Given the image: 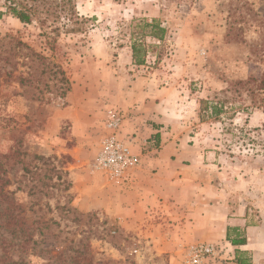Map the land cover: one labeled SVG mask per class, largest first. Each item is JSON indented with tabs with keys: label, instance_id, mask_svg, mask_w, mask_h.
Wrapping results in <instances>:
<instances>
[{
	"label": "rangeland",
	"instance_id": "rangeland-1",
	"mask_svg": "<svg viewBox=\"0 0 264 264\" xmlns=\"http://www.w3.org/2000/svg\"><path fill=\"white\" fill-rule=\"evenodd\" d=\"M6 1L0 0V12H5ZM64 2L68 8H75L80 18V23L69 30L79 31L65 33L61 24L57 27L59 32L47 28L51 38L56 39L50 46L40 36L41 29L36 23L24 25L8 15L0 18V38L21 37L47 56L43 62L32 60L22 64L16 58L5 64L2 57L8 55L10 48H0V68L11 70L16 66L15 77L32 68L35 79L40 80L34 87L21 88L1 72L0 153L9 151L14 144L11 131L18 130L25 141L24 150L32 156L46 159L67 156L61 152L66 147L57 140L73 139V124L65 116L74 106L83 111V90L95 95L100 86L97 94L105 106H110L112 96H116L114 78L126 80L127 84L138 79L149 81L166 94L163 100L168 132L184 137L187 146L200 153L197 157L200 168L207 170L204 179L210 180L214 187L211 197L215 198L209 199L210 203L230 201L233 218L245 217L247 227L254 228L249 236L251 246L244 252L243 260L248 264H264V91L257 99L248 91L257 86L254 81L258 84L264 79V0ZM133 18H158L169 27L160 62L155 63L152 57L147 66L133 65L125 37ZM57 69L65 72L67 82L63 76L54 74ZM99 75L104 80L95 84ZM248 81L253 82L240 84ZM104 93L106 97H102ZM233 98L238 106L244 104L249 110H233L223 120H201V100L233 102ZM100 100L95 104H101ZM73 144L69 141L68 145ZM193 160V165L187 162L198 169L196 158ZM25 162L33 174H25L22 166H18L10 173L13 185L9 190L15 192L29 225H33V242L22 249L19 247L22 239L12 240L11 235L1 231L0 255L7 257L8 262L185 264V249L203 243L219 248L215 260L221 257L224 259L221 264L234 261L224 238L180 246L179 261L171 260L170 254L152 250V238L148 236L158 226L173 229L177 225L166 214H156L140 227L110 221L100 210H83V180L75 184L76 173L70 164L63 168L56 161L32 157ZM53 165L62 173V179L57 178ZM75 170L83 173V162ZM225 212L217 209L219 218ZM245 235V231L233 232L231 237Z\"/></svg>",
	"mask_w": 264,
	"mask_h": 264
},
{
	"label": "crops",
	"instance_id": "crops-1",
	"mask_svg": "<svg viewBox=\"0 0 264 264\" xmlns=\"http://www.w3.org/2000/svg\"><path fill=\"white\" fill-rule=\"evenodd\" d=\"M103 80L99 75L94 83L100 84ZM148 82L138 79L127 84L126 80L114 78L112 85L116 96L111 95L113 100L110 101L113 109L100 100L99 85L97 95L83 90V111L74 106L66 114L73 124V139L57 140V143L66 147L61 152L72 158L70 168L76 173L75 184L83 180V210H100L110 221L139 227L156 214H166L177 225L173 229L162 226L153 229L148 235L152 238L153 251L170 254L171 260L179 261L180 246L198 240L224 238L232 249V264H238V253L248 252L251 246L249 236L254 228L247 227L245 217L233 218L230 201L219 200V205L215 200L210 203L209 199L215 198L211 197L214 187L210 180L204 179L207 170L200 168L197 158L200 153L188 147L184 137L168 132L163 100L166 94ZM104 95L102 97H106V93ZM99 100L101 104H95ZM110 110L124 116L118 135L139 159V165L127 181L111 182L100 172H90L91 162L99 154L101 141L107 134L104 119ZM69 141L74 143L70 147ZM194 158L198 169H193L187 162L193 165ZM81 162L83 173L75 170ZM217 209L227 213L219 218ZM184 219L185 223L182 222ZM241 231L246 233L244 238L240 237L245 242L235 246L229 237L234 239L232 233ZM223 260L219 257L207 264H221Z\"/></svg>",
	"mask_w": 264,
	"mask_h": 264
},
{
	"label": "trees",
	"instance_id": "trees-1",
	"mask_svg": "<svg viewBox=\"0 0 264 264\" xmlns=\"http://www.w3.org/2000/svg\"><path fill=\"white\" fill-rule=\"evenodd\" d=\"M3 15L11 16L24 25H33L35 23L39 25L41 29L40 36L45 39L47 46L56 42V39L51 38L50 33L47 32V28L49 27H53L54 32H59V28L57 27H59L58 24H61L62 28L66 31L65 33L79 31L73 30V28L69 30L70 27H74V25L80 23V18L75 8H68L64 0H7L5 12H0V18ZM83 21L85 20L83 19ZM169 31V27L165 26L161 19L133 18L125 30V37L130 46L133 65L136 67L147 66L152 57H154L155 63L160 62L164 55ZM4 46L10 48L8 55L2 57L5 64H11L12 59L15 60L16 58H20L23 61L22 64H27V62L32 60L43 62L47 59V56L38 53L29 43L24 42L21 37L12 35L1 37L0 48ZM16 71V66L11 68V70L0 68V75L1 72H4V76L8 80L14 79L21 88H26L27 86L34 87L36 83L40 82L39 79H35L36 74L32 68H30L29 72L20 73L17 77L14 76ZM54 74L63 76L62 79L67 82L66 74L63 70L57 69ZM251 82L253 81L242 82L240 84L246 86ZM254 82L255 86H257L255 89L250 88L248 91L253 96V99H257L261 92L264 91V79L257 82L258 84H256V81ZM199 103L200 118L204 122L208 120H223L224 116L233 110L238 109L244 112L249 110L245 109V106H242L244 104L238 106L234 98L233 102H229V100H201ZM7 123L11 124L12 120L8 119ZM19 132L18 130L11 131L10 137L14 144L8 152L0 153V232L2 231L11 235L12 240L22 239L19 247L25 249L27 245L33 242L34 233L31 231L33 225H29L25 217L23 204L15 198V192L9 190L13 185L10 173L21 165L25 174H33L28 165L25 164L26 159L31 157L38 161H56L63 168L72 162V158L68 155L61 158L54 156L48 159L39 155L32 156L28 151L24 150L25 141L22 132L21 134ZM35 168L39 170L38 166ZM57 170V166L53 165V171L57 173V178L62 179V173ZM17 190L21 189L17 188ZM66 190H69V186L66 187ZM32 193L30 192V194ZM229 240L235 246L243 245L245 242L240 239V236L234 239L229 237ZM3 242H5L4 239ZM238 254L237 263L248 264V261L243 260L244 253L239 252ZM7 259V257L0 255V264H30L26 260L8 262ZM83 261L77 260L76 263L81 264Z\"/></svg>",
	"mask_w": 264,
	"mask_h": 264
},
{
	"label": "built area",
	"instance_id": "built-area-1",
	"mask_svg": "<svg viewBox=\"0 0 264 264\" xmlns=\"http://www.w3.org/2000/svg\"><path fill=\"white\" fill-rule=\"evenodd\" d=\"M124 116L117 111H110L104 127L106 136L101 141L100 152L92 164V173L100 172L111 182L127 181L130 173L139 165V159L131 146L120 139L118 133ZM185 264H207L220 254L213 244H198L185 249Z\"/></svg>",
	"mask_w": 264,
	"mask_h": 264
}]
</instances>
